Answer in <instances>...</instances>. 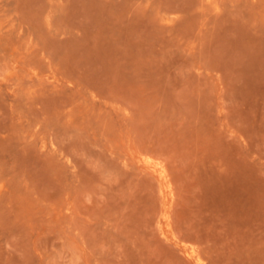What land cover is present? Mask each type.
Returning a JSON list of instances; mask_svg holds the SVG:
<instances>
[{"label":"rangeland","instance_id":"rangeland-1","mask_svg":"<svg viewBox=\"0 0 264 264\" xmlns=\"http://www.w3.org/2000/svg\"><path fill=\"white\" fill-rule=\"evenodd\" d=\"M0 264H264V0H0Z\"/></svg>","mask_w":264,"mask_h":264},{"label":"bare ground","instance_id":"bare-ground-1","mask_svg":"<svg viewBox=\"0 0 264 264\" xmlns=\"http://www.w3.org/2000/svg\"><path fill=\"white\" fill-rule=\"evenodd\" d=\"M153 168V167H152ZM155 168V167H154ZM156 169V168H155ZM162 173H160V175H161ZM167 194V193H166ZM168 195H169V193H168Z\"/></svg>","mask_w":264,"mask_h":264}]
</instances>
